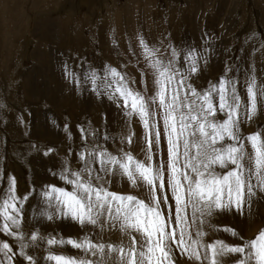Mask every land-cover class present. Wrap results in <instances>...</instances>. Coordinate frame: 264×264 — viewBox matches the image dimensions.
Returning <instances> with one entry per match:
<instances>
[{"label": "snow or ice", "instance_id": "6c2138e0", "mask_svg": "<svg viewBox=\"0 0 264 264\" xmlns=\"http://www.w3.org/2000/svg\"><path fill=\"white\" fill-rule=\"evenodd\" d=\"M214 39L205 33L200 44L178 45L138 35L139 87L127 64L63 61L76 91L115 105L118 130L104 113L101 125H77V141L65 122L63 155L36 144L28 153L53 156L52 179L23 190L0 167V264H264V228L246 237L225 226L231 242L208 239L221 231L218 216H243L264 195V128L243 131L264 106V75L233 59L201 84ZM125 183L127 191L114 190ZM61 221L82 235L48 231ZM65 246L76 254L53 251Z\"/></svg>", "mask_w": 264, "mask_h": 264}, {"label": "rangeland", "instance_id": "374dc122", "mask_svg": "<svg viewBox=\"0 0 264 264\" xmlns=\"http://www.w3.org/2000/svg\"><path fill=\"white\" fill-rule=\"evenodd\" d=\"M23 1L24 2L28 1L27 2L29 4L28 14H24V15L25 17L29 16L30 18H29V22L27 26L25 23L22 22V23H19L16 28L18 29L17 34L18 35L20 34V35L18 38L16 37L14 40H11L12 46L9 49V53L11 52L9 62L6 61L7 60L6 59L7 47L0 46V110L3 109L4 104L7 101H9V99L11 100L12 98H15L17 99V101H15L14 103L17 104V106L19 105V102L23 103L21 105V108L26 110L25 113H27L29 116V119L27 118V122H28L27 128H28L29 133L27 134V137H25V139L27 140L21 141L19 144V146L25 145L23 147H27L28 149L26 148L25 151L24 150L21 151L23 153H19L15 158H13L14 162H12L13 160L10 161L9 157L13 155L11 145H13L14 147V145L15 144L17 145V143L12 141L9 138V135L8 133H6V131H4V133L0 135L2 137V138L0 137V162L3 161L2 165L0 164V166L4 167L7 170V168H10L12 165L17 164L18 168L13 169V170L16 176L19 175L18 177L23 179L22 180V182L24 183L23 186L21 187L20 184H18L19 188L21 187V190L26 188L29 184L36 182L35 174L37 171V167L44 166L41 169L40 174H44V170H46L45 172L48 173L47 168L48 166L51 165V162L53 160V156L44 157L42 154L36 153V152H32L31 155H29L28 153L31 148V145L36 144L39 146L56 147L61 150V154L63 155L64 149L67 148V145L69 143V141L66 139V134L64 133V131L57 132L54 129V127L53 128L49 127L51 129L50 133L52 132L53 134L55 133L54 136L50 140L44 138L41 134H39V136H36L34 134V132L32 131L33 129L32 126L34 125L33 120L35 119V116H34L35 112H38L37 109H39L41 112L46 111L45 116H49V117L53 116L54 119L51 118V123L56 124V125L61 126L60 121L66 118L65 122L71 125L72 127L71 130L78 141L77 125L86 120H91L94 126L101 125L103 122L102 116L104 113H106L105 110L102 108V105L103 103L106 104L107 102H109L107 101V99H104V101L106 102H103V100L97 99L98 101L97 103H99L98 107L101 109H99L100 111L95 112V115L97 116L96 119L88 111L87 112L78 111V109L75 108L77 103L75 105L73 104L72 108L69 105H67L68 104L67 99L71 98L72 99L71 104L73 103V99H75L74 101L76 102H78L79 100V108L86 107V106H83L82 101L86 102V95L89 96L91 95V93L87 90H85L83 94L79 93L64 78L63 69H62L63 61L66 60V57L64 56V54L62 56L63 58V61L61 62L62 65H59L57 68L53 66L54 69H52L51 71L47 70L46 72L47 77H43V75L46 76L45 73L38 74V71L35 69L36 67L35 68L33 67L36 66V63L34 60L35 59L34 54L36 50L38 49L39 44H40L39 51H43L45 60H46V57L49 55L52 58L50 66L55 65L57 63V60H54L53 56L57 54L60 55L61 53H59L57 49L55 53H53L52 55L51 54L48 55L47 53L48 49L50 47L60 45V42H58V40L55 39V42L53 41L47 42V43L44 42L45 44L44 46V44L40 42H42L41 35L43 36L46 33V31H42L43 32L42 34L41 33L37 34L35 31L36 30L41 31L42 29L41 27H43V25L46 22H49V20L54 19L56 21L60 20V22L64 21L66 23L65 25L66 29H70L69 31H67L68 35L75 37L77 36V31H78L79 33H81L82 37L85 39V40L83 39V41H85L88 44L86 46L89 49H91L92 53H94L96 57L98 56L102 57V54L104 53V49L105 51H107L109 50V48L108 47L105 48V45H104L105 43L102 45L103 42H102V38L100 35L101 32L99 28L103 26L105 21L107 22L105 24L107 28H109V26L111 25L112 27L110 28L112 29H110L109 37L111 38L112 43L115 40L116 41L115 44L117 45L118 44V38H117L118 31L112 25L113 20H114V18L112 17L115 16V13L116 15L119 12L122 15L124 13L126 15L125 18H126L127 25H128V31L131 37L130 39L131 43H129L127 39L125 40V43H126V46L132 45V47H130L127 50L122 49V54H120V52L118 51L119 50L118 47L116 48L114 46L115 47V58L117 60L121 59L118 63L119 66L127 64V68L125 70L135 76L137 75L136 73L138 74L140 73V69L143 67L142 63L139 65L137 64V57L140 54V49L137 44V36L143 35L144 37L145 36L147 37L148 35H150V33H151V36H153L151 32L152 23L153 21L155 22L157 21L156 18L152 19L153 21L148 18L151 14L150 12H155L158 14V19L162 22L163 28L166 29L165 31L166 33H164V38H168L172 40L173 38L171 37V32H170L172 28V25H171L172 19L174 17L176 21H179L181 19L182 12L186 10V5L184 3L187 2V0H166V1H163V0H158V1L157 0H115V2L108 0L107 3H105L106 7L104 5L102 6L99 2H97L91 13L90 12L91 9L88 10V8L85 6L79 8L78 4L73 5L72 3H70L72 2V0H66L68 4L65 7V11L55 10V12L48 13L47 11H50V9L52 8V5L59 3L60 2L59 0H39V1L36 0L37 4L35 0H32L33 2L31 0H23ZM3 2H4V8L2 9L0 13V19L3 16H5L7 20L10 21L14 13L17 11L16 5H15L16 1L3 0ZM216 2H215V7H216ZM210 4H214V0L203 3L202 5L204 7L198 8L199 11L197 10L195 11L197 15L202 12L201 14H199L201 15V20H203L204 17H207V16L211 17L213 15L218 14L217 11H215L218 9L217 8L214 9L212 5L210 6ZM231 4H232V7L229 8L228 10L229 12H227L228 15L225 17L226 20L224 23V27H222L224 31L220 34L219 38L217 37L213 41V47L215 51L213 53V59H212L213 61L210 63L208 67V68H211L214 66L215 68H217L218 74L212 77L207 75L203 81L200 80L201 84L206 83L208 79L215 80L219 75L222 74V69L224 67L225 61H231L233 59H235L236 61L242 64H245V66H248V65L255 66L258 77L264 75V46H262V42H264V0H238V1L233 0V3L231 1ZM11 5L15 7L8 9V7H10ZM25 5L26 4L24 5L21 4L22 7H27V5L26 6ZM18 6H20V4ZM227 6L223 8L225 12L227 11ZM73 8L77 10L76 11L77 13L75 16L72 17L70 9H73ZM209 8L213 10L210 11ZM94 9L96 11H94ZM88 12L91 13V15L93 16L92 19H89L90 14H88ZM113 14L114 16H112ZM19 17L20 15L16 16V19L19 20ZM12 25H14V21L11 22V26ZM122 29L123 28L119 29V32H122ZM3 30H4V35H6L9 39H11V36L9 35H11L12 32L10 30H5V29ZM199 31H203V28L201 30L199 29ZM148 32L149 34H147ZM225 34L226 36H224ZM0 35H2V32H0ZM203 36H204V32H200V35L198 36L199 44L202 43L201 38ZM124 37L126 36H123V38ZM24 40H28L29 44L26 50L23 49L24 51H21L20 47L22 46ZM151 42H153L152 39H151ZM220 44L222 45V48ZM26 51H27V55L24 58L23 53H25ZM133 52H135L136 55H133L132 54ZM58 55L56 56V58L58 57ZM67 56H70V58L72 57L74 60L75 59L84 60L85 67H87L88 63L91 62L89 61V59H87V57L81 58L77 54H73V55L67 54ZM109 60L111 62L117 61L114 58H109ZM5 67L7 68V72L5 71ZM41 70L42 68L40 69V71ZM31 72H35V74H38L35 76V80H37L36 81L37 84L34 83L36 87L39 86L37 87V90L38 89L46 90V88L49 90V91L47 90V94L37 95L38 97L36 98V100H34L33 97H31L30 93L28 94L30 95L28 97L29 99L28 100L25 99L24 95L26 94L24 91H22V88H21V85L24 84L23 82L25 81V78H28L29 75H31ZM139 78L140 77H138V79L136 78L137 82L139 81ZM11 82L12 83L15 82L13 84V85H16L14 89L11 88L12 86ZM148 85H149V90H151V77L150 76L148 77ZM35 86L33 85L32 87H35ZM14 90H16V92L18 91V93H15ZM50 90H52V92H50ZM8 92H10V94H14V93L15 94L14 96L10 95L9 97H7L8 99L7 100L4 98L5 97L4 94L7 95ZM22 92L24 94H22ZM70 95H72V97ZM95 103H96V99H95ZM112 107H115V105L113 106L112 104ZM113 109H116V107ZM6 110L7 109H5V111ZM41 117H44V116H41ZM60 117H62L63 119H61ZM95 120L96 121L98 120V123L95 122ZM1 121L3 122V119H1ZM1 121H0V129L1 128L4 129ZM65 122H63V124ZM107 123L110 127L111 123L108 122V119H107ZM38 125L39 124H37V127ZM139 128L140 126L136 124L135 125L136 132L140 130ZM260 128H264V106L261 107V110L258 116L253 119L252 123L250 125L244 126L243 131L246 134H250L252 132L257 131ZM112 129H114V132L117 131L118 124L117 123L114 124ZM50 133L49 135L51 136ZM3 143L5 145L4 148H2ZM133 148L138 155L142 156V154H140V152L138 151L137 146ZM39 163L41 164L38 166ZM33 168H35V170ZM50 179L52 178L49 177V180ZM256 209H260L261 210L260 215L262 216L264 215V195L258 194L257 197L253 199L250 212L246 210L244 214V222L248 221V219L250 218L249 215H252V213ZM232 214L233 213H226L227 216L232 215ZM262 216H261V220H262L261 225L255 230V232L247 233L245 236L253 237L254 234H256L259 229L264 228V216L263 217ZM227 220H229V218L227 217L223 221H221V219L217 217L215 219V222L213 221V223L217 225V227L220 228L222 231L223 227H225L226 224H227L226 226L229 227L230 223L228 224ZM61 222L49 224L47 228L48 231L53 232V234H56V233L61 234V232H59L58 230V224H61ZM223 222H225V224H223ZM221 231L216 232V231L209 230L208 239L212 240V239L218 238V239H224L226 242H231L233 238H231L229 234L224 233V231L223 232ZM75 237H78V236L75 235ZM116 238H117V234H116ZM112 239L114 238L112 237ZM53 251L59 252L58 248H54ZM73 253L74 252H72L71 254ZM183 260L184 258H181V261Z\"/></svg>", "mask_w": 264, "mask_h": 264}, {"label": "bare ground", "instance_id": "6f19581e", "mask_svg": "<svg viewBox=\"0 0 264 264\" xmlns=\"http://www.w3.org/2000/svg\"><path fill=\"white\" fill-rule=\"evenodd\" d=\"M14 1H16L15 5H16L17 11L14 13L13 17L11 18V20L8 21L5 16H3L0 19V22H1L0 23V28H1L0 32H2V35H0V42H1L0 46L7 47V52H6V59H7L6 61L7 62H9V60H10V53L11 52L9 53V49L12 46V41L11 40H14L16 37L18 38L19 35H20V34L19 35L17 34L18 33L17 32L18 29H16L18 24L23 22L27 26L28 22H29V18H30L29 16L25 17V15H24V14H28V9H29L28 8L29 4L27 3L28 1L27 2H24L23 0H14ZM37 1H39V0H37ZM59 1H60L59 3H56V4L52 5V8L50 9V11H47V12L48 13L49 12H55V10L65 11V7L68 4V2L66 0H59ZM107 1L108 0H72V2H70V3H72L73 5L78 4L79 8L85 6V7L88 8V10L91 9L90 12L92 13L93 8H94V6H95V4L97 2H99L102 6L103 5L105 6L106 5L105 3H107ZM111 1L115 2V0H111ZM163 1H166V0H163ZM209 1H212V0H187V2L184 3L186 5V10H184V12H182L181 19L179 21H176L175 17L172 19V24H171L172 28H171L170 32H171V37L173 38L172 39L173 42H175L178 45L179 44H187V43H190V42L191 43H195V44L196 43L199 44V37L198 36L200 35V32H204V34L207 33V34L211 35L214 38H217V37L219 38L220 37V34L224 31L222 29V27H224V23H225V20H226L225 17L228 15L227 12H229L228 11L229 8L232 7L231 1L233 3V0H214V4H210V6L212 5L214 9L217 8L218 10H215V11H217L218 14L217 15H213V16L210 15L211 17H209V16L204 17L203 20H201V15H199V14H201L202 12L197 15L195 13V11L196 10L199 11L198 8H203L204 6L202 4L205 3V2H209ZM35 2H36V0H35ZM215 2H216V7H215ZM19 4H20V6H18ZM21 4H23V5L26 4L27 7H22ZM36 4H37V2H36ZM38 4H39V2H38ZM235 5H237V4H235ZM225 6H227V11L226 12L223 9ZM12 7H15V6L11 5L10 7H8V9H11ZM3 8H4V2H3V0H0V13H1ZM75 8L70 9L72 17L75 16L76 13H77L76 12L77 10ZM233 8H234V6H233ZM212 10L210 9V11H212ZM94 11H96V10L94 9ZM91 13L88 12V14H90L89 15V19L93 18ZM119 13H117V15L115 13V16H114V14L112 15V16H114V17H112V18H114L112 25L118 31L117 32V38H118V44L117 45L112 43L111 38L109 37L110 29H112V28H110V27H112L111 25L109 26V28H107L106 25H105L107 22L105 21L103 26L101 28H99V30L101 32L100 35H101L102 42H103L102 45L105 43L104 44L105 48L106 47L109 48V50H107V51H105V49H104V53L102 54V57L100 56L101 58L99 56L96 57L95 54L92 53L91 49H89L86 46L88 44L85 41H83L84 38L82 37L81 33H79L77 31V36H75V37L74 36H70V35H68V32H67L70 29H66V26H65L66 23L64 21L60 22V20L56 21L54 19L53 20H49V22L45 23L46 25L44 24L43 27H41L42 28L41 31H37L36 30L35 32L37 34H40V33L42 34L43 33L42 31H46V33L43 36L41 35L42 42H40V43L44 44V42L47 43V42H51V41L55 42V39H57L58 42H60V45L53 46V47H50L48 49V51H47L48 55L49 54L52 55L53 53H55L57 51V49H58L59 53H61V54L60 55L57 54L58 55L57 58H56L57 55L53 56L54 60H57V63L55 65H51L50 66L52 58L49 55V56L46 57V60H45L43 51H39V48H40V46H39L40 44H39L38 45V49L36 50V52L34 54V57H35L34 60H35L36 66H34L33 68L36 67L35 69L38 71V74L39 73L40 74H44V73L46 74L47 70L51 71L52 69H54L53 66H55L57 68L59 65H62L61 62L63 61V58H62L63 54L66 57V60H69L70 62L71 61H76V59L74 60L72 57L70 58V56H67V54H70V55L77 54L81 58L87 57V59H89V61H91L90 63L93 64L94 66H100L102 64L110 63L113 66L120 67L118 65V63H119V61L121 59L117 60L115 58V47L116 48L118 47V49H119L118 51L120 52V54H122V49H124V50L126 49L127 50L130 47H132V45L126 46L125 40L127 39V41L129 43H131V40H130L131 37H130L129 31H128V25H127V21H126V18H125L126 15L124 13H123V15L121 13L120 14ZM144 13H145V11H144ZM150 13L151 14H150V16L148 18L150 20L156 18L157 21L155 22V21L152 20L153 23H152L151 32H152L153 36H151V33H150V35H148L147 37L145 36V37L150 42H151V39H152L153 43H154V42L159 41V39L160 40L164 39V33H166L165 32L166 29L163 28L162 22L158 19V14L155 13V12H150ZM93 14H94V12H93ZM18 15H20L19 20L16 19V16H18ZM12 21H14V25L11 26V22ZM121 28H123L122 32H119V29H121ZM202 28H203V31H199V29L201 30ZM3 29L10 30L12 32V34L9 35V36H11V39H9L6 35H4V30ZM232 30H234V29H232ZM149 32L147 34H149ZM122 34H123V36H126V37L123 38ZM224 36H226V34ZM227 38H228V36H227ZM28 44H29L28 40H24L22 46L20 47L21 51L26 50ZM44 46H45V44H44ZM221 48H222V45H221ZM105 53H106V55H105ZM26 55H27V51L25 53H23V57L25 58ZM109 58H114L117 61H112L111 62L109 60ZM40 67L42 68L41 71H40V69H41ZM38 68H39V70H38ZM5 71L7 72V68L6 67H5ZM38 74H35V72H31V75H29L28 78H25V81L26 80L27 81L26 82L24 81L23 82L24 84L21 85L22 91H24L25 94H26V95H24L25 99H27V100L29 99L28 97L30 96V95H28L29 93L31 94V97H33L34 100H36V98L38 97L37 95L47 94V90H48L47 88H46V90H43V89H38L37 90V87H39V86L36 87L35 84H34L37 81V80H35V76L38 75ZM136 74H137V75H135L136 77L134 75L133 76L138 79V77H140V76H139L138 73H136ZM217 74H218L217 68H215L214 66L211 67V68H208L204 72V74H203V76L201 78V81H203L207 75L212 77V76L217 75ZM43 77H47V74H46V76L43 75ZM14 83H12V86H11L12 89H14V87L16 86V85H13ZM32 84L35 87H32L33 86ZM137 86L139 87V83L137 84ZM14 92L18 93V91L16 92V90H14ZM50 92H52V90H50ZM14 94H10V92H8L7 95L4 94L5 95L4 98L7 99V97H9L10 95L14 96ZM22 94H24V93L22 92ZM59 96H61V95H59ZM70 96L72 97V95H70ZM68 99H67V103H68L67 105H69L71 108H72L73 104L75 105L77 103L75 108L78 109V111H86V112L88 111V112L91 113V115H93L95 117V119L97 117L95 115V112L100 111L99 109H101V108L98 107L99 103H97L98 102L97 98L95 96H93L92 94L89 95V96L86 95V102L82 101L83 102V106H86V107H83V108H79V100H78V102H76V101H74L75 99H73V103L71 104L72 99L71 98H68ZM95 99H96V103H95ZM15 101H17V99H15V98H12L11 100L9 99V101H7L4 104L3 109L0 110V115H1L0 121H1V119H3V122L1 121V123H2L3 128H4V129H2V128L0 129V135L2 133H4V131H6V133H8V135H9V138L12 141L17 143V145L15 144L14 147H13V145H11L12 146L13 155L11 154L12 156L9 157V158H10V161L13 160L12 162H14L13 158H15L19 153H23L21 151H23V150L25 151V149L27 148V147H23L25 145L19 146V144H20L21 141L27 140V139H25V137H27V134L29 133L28 132V128H27V125H28L27 124L28 123L27 122V118L29 119V116H28L27 113H25L26 110L21 108V105L23 103L18 101L19 102L18 106H20V107H18L17 104L14 103ZM103 102H106V101L103 100ZM10 103H12V104H10ZM36 103H38V102H36ZM56 104H57V102H56ZM25 105H27V104H25ZM102 108L107 113V119H108V122L111 123L110 128L112 129L114 124H116L117 121L120 119L117 116L118 110L117 109H113L115 107H112V104H110L109 102H107L106 104L103 103ZM5 109H7V110L5 111ZM37 111L38 112H35V115H34L35 119L33 120V124L34 125L32 126L33 127L32 131L34 132V134L36 136H39V134H41L44 138L50 140L55 134V133L53 134V132L50 133V131H51L50 128L51 127L52 128L54 127V129L57 132L63 131L61 126L64 125L63 122H65L66 118L63 119L62 117H60L61 119H63L62 121H60V124H61V126H60V125H56V124L51 123V118L54 119V117L53 116L52 117L45 116L46 115V113H45L46 111L45 112H41L39 109H37ZM41 116H44V117H41ZM21 118H23V119H21ZM95 122L98 123V120L97 121L95 120ZM37 124H39L38 125L39 128L37 127ZM139 129L140 130L137 131V134H140V132H141V128H139ZM112 131L114 132V129H112ZM49 133L51 134V136L49 135ZM21 138H23V139H21ZM136 146L138 148V151L140 152V148H139L138 145H135L133 147H136ZM4 147H5V145L3 143L2 144V148H4ZM140 154H142V153H140ZM2 163H3V161L0 162L1 165H2ZM40 164L41 163H39L38 166ZM47 166H48V164H47ZM43 167L44 166L37 167V171H36V174H35L36 175V179H35L36 182H42V181H48L49 180L50 176L48 175V173L45 172L46 170H44V174H40V171H41V169ZM17 168H18L17 164H14L10 168H7V170H10L12 173H14L13 169H17ZM33 169L35 170V168H33ZM22 180L23 179L18 177V182H19L21 187L24 184L22 182ZM21 187H20V189H21ZM113 188H114V190H117V191H127L128 190V186H127L126 183L123 186L114 184ZM260 213H261V210L260 209H256L252 213V215H249L250 218L248 219V221H245V222H244V215L242 217V216H240L238 214H235V213H233L232 215H228V216L226 214H221L220 216H218V218L221 219V221H223L226 217L229 218V220H227L228 224L230 223L229 227H234L237 230H239L240 232H242L244 235H246L247 233L255 232V230L261 225V221H262L261 220V216L262 215H260ZM214 222H215V220H214ZM223 224H225V222H223ZM47 228H48V226H47ZM58 230H59V232H61V234L65 238L75 237V235L79 237L80 235H82V231H81L80 227L77 224H75V223H73L71 221H62L61 224H58ZM221 232H223V231H221ZM216 236H218V235H216ZM112 237L114 239H116V234H113ZM58 250H59V252H64L66 254H71L72 252H74L72 255H75L76 252H77V250L71 249L70 246H65L64 248H58Z\"/></svg>", "mask_w": 264, "mask_h": 264}]
</instances>
